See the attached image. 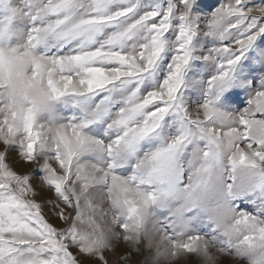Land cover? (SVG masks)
I'll return each mask as SVG.
<instances>
[{
	"label": "snow or ice",
	"instance_id": "snow-or-ice-1",
	"mask_svg": "<svg viewBox=\"0 0 264 264\" xmlns=\"http://www.w3.org/2000/svg\"><path fill=\"white\" fill-rule=\"evenodd\" d=\"M0 145V264H264V0H0Z\"/></svg>",
	"mask_w": 264,
	"mask_h": 264
},
{
	"label": "rangeland",
	"instance_id": "rangeland-1",
	"mask_svg": "<svg viewBox=\"0 0 264 264\" xmlns=\"http://www.w3.org/2000/svg\"><path fill=\"white\" fill-rule=\"evenodd\" d=\"M219 2H222V0H204V3H206V4H218ZM240 99L241 100H244L245 99L243 93H241ZM0 147H2V145H0ZM9 162H12L11 161V158H10V161ZM14 166H15L16 170L18 172H21V173L28 172V168L31 167L30 165H20L18 163L15 164ZM20 168H22V169H20ZM36 179H38V177H36ZM49 195H52V194L51 193H45L43 199L46 201L47 200V197ZM36 199L37 200H40L41 199V196L38 195L36 197ZM193 234H195V233H193ZM131 258H132V255L128 257L129 264H131ZM188 258L190 259V262L191 261L193 262V264H200L201 258L198 257V256H196L195 254H182L179 258H177V260L171 261V264H177V261L179 262V264H183L185 262V260L188 259ZM146 259H148V253H146V255H145V257L143 259H140V264H145ZM229 260H232V258H228V261L227 262H230V263L233 262V261L231 262ZM141 261H142V263H141ZM238 262H241V263L246 264V262L239 261V260H237L235 263H238ZM161 264H169V262L161 261Z\"/></svg>",
	"mask_w": 264,
	"mask_h": 264
},
{
	"label": "bare ground",
	"instance_id": "bare-ground-1",
	"mask_svg": "<svg viewBox=\"0 0 264 264\" xmlns=\"http://www.w3.org/2000/svg\"><path fill=\"white\" fill-rule=\"evenodd\" d=\"M20 169H22V168H20ZM146 253H148L147 249H145L142 253H138V252L133 251L132 258H131V264H140V259H143L145 257V255H146ZM115 258L116 257H114V256H110L109 257V264H112V262L115 260ZM185 261H187L188 264H193L192 261L190 262L189 258L186 259ZM229 261L232 262V260H229ZM141 263H142V261H141ZM227 264H233V262L232 263L227 262ZM235 264H244V263L238 262V263H235Z\"/></svg>",
	"mask_w": 264,
	"mask_h": 264
}]
</instances>
